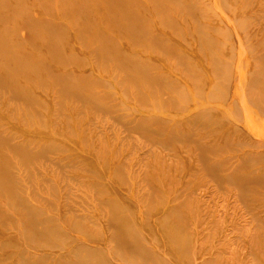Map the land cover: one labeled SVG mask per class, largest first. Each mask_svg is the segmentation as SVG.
Here are the masks:
<instances>
[{
	"label": "rangeland",
	"instance_id": "obj_1",
	"mask_svg": "<svg viewBox=\"0 0 264 264\" xmlns=\"http://www.w3.org/2000/svg\"><path fill=\"white\" fill-rule=\"evenodd\" d=\"M0 264H264V0H0Z\"/></svg>",
	"mask_w": 264,
	"mask_h": 264
},
{
	"label": "bare ground",
	"instance_id": "obj_2",
	"mask_svg": "<svg viewBox=\"0 0 264 264\" xmlns=\"http://www.w3.org/2000/svg\"><path fill=\"white\" fill-rule=\"evenodd\" d=\"M226 69V68H225Z\"/></svg>",
	"mask_w": 264,
	"mask_h": 264
}]
</instances>
